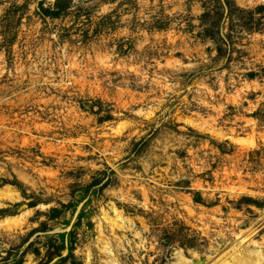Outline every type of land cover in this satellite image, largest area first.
<instances>
[{
    "label": "rangeland",
    "instance_id": "374dc122",
    "mask_svg": "<svg viewBox=\"0 0 264 264\" xmlns=\"http://www.w3.org/2000/svg\"><path fill=\"white\" fill-rule=\"evenodd\" d=\"M243 260L264 0H0V264Z\"/></svg>",
    "mask_w": 264,
    "mask_h": 264
},
{
    "label": "bare ground",
    "instance_id": "6f19581e",
    "mask_svg": "<svg viewBox=\"0 0 264 264\" xmlns=\"http://www.w3.org/2000/svg\"><path fill=\"white\" fill-rule=\"evenodd\" d=\"M184 261V260H183ZM244 262H241V264H248L245 260H243ZM180 264H185L184 262H181ZM256 264V263H254Z\"/></svg>",
    "mask_w": 264,
    "mask_h": 264
}]
</instances>
